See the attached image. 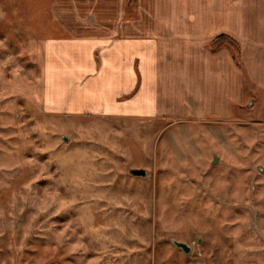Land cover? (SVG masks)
I'll use <instances>...</instances> for the list:
<instances>
[{
	"label": "rangeland",
	"instance_id": "rangeland-1",
	"mask_svg": "<svg viewBox=\"0 0 264 264\" xmlns=\"http://www.w3.org/2000/svg\"><path fill=\"white\" fill-rule=\"evenodd\" d=\"M147 19L139 0H0V264H264V89L240 40L205 44L241 72L228 117L51 106L50 40Z\"/></svg>",
	"mask_w": 264,
	"mask_h": 264
},
{
	"label": "crops",
	"instance_id": "crops-1",
	"mask_svg": "<svg viewBox=\"0 0 264 264\" xmlns=\"http://www.w3.org/2000/svg\"><path fill=\"white\" fill-rule=\"evenodd\" d=\"M139 11L137 23H155L151 32L131 22L136 34L117 28L111 37L50 40L51 106L63 101L70 111L115 116L228 117L242 100V76L227 49L205 48L220 33L240 40L249 76L264 89V0H139Z\"/></svg>",
	"mask_w": 264,
	"mask_h": 264
},
{
	"label": "water",
	"instance_id": "water-1",
	"mask_svg": "<svg viewBox=\"0 0 264 264\" xmlns=\"http://www.w3.org/2000/svg\"><path fill=\"white\" fill-rule=\"evenodd\" d=\"M130 173L134 176H145L146 170L143 168H133L130 169ZM172 242L176 247L181 248L185 253H189L191 250V247L186 242L176 239H173Z\"/></svg>",
	"mask_w": 264,
	"mask_h": 264
}]
</instances>
